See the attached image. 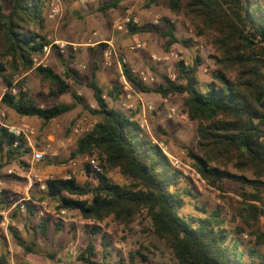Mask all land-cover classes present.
<instances>
[{
    "label": "trees",
    "instance_id": "16d2710c",
    "mask_svg": "<svg viewBox=\"0 0 264 264\" xmlns=\"http://www.w3.org/2000/svg\"><path fill=\"white\" fill-rule=\"evenodd\" d=\"M123 1L127 0H112L100 11L116 9ZM162 1L172 14L190 23L198 38L212 45L217 54L216 69L210 83L201 84L202 59L197 55L190 65L176 66L175 81L165 77L164 84L150 91L164 99L180 98L183 112L197 124V143L184 150L202 179L217 190H223L226 182L240 187L242 202L233 220L239 219L240 225L230 227L220 208L209 213L204 206V218L179 215L186 197H198L191 187L182 186L187 178L140 128L136 113H124L105 99L119 102L120 86L106 90L94 77L86 84L97 103V108L92 109L70 84V71L62 75L51 66H35V57L42 56L44 48L51 44L44 32L49 0H0V79L11 90L16 78H21L18 87H24L26 75L34 73L41 84L49 86L50 98L70 94L72 103L41 107L26 90L16 96L6 93L0 105L20 117L40 119L44 125L70 114L77 106L97 119L94 127L77 141L72 159L89 156L101 171L86 164L83 184L72 175L70 180L48 182L44 191L46 199L59 202L58 210L77 212L84 221L93 222L96 227L90 230L92 235L101 233L99 225L109 219L129 228L143 216L150 227L145 232L164 243L178 264H264V254L259 251L264 247V232L256 228L263 212L255 204L264 205V0ZM152 3L154 0L146 6ZM174 31L173 26L168 32H159L169 39V48L178 41ZM68 55L74 58V54ZM124 73L141 91L149 92L126 66ZM76 83L77 87L81 85ZM199 85L206 91L202 92ZM30 152L25 138H16L0 128V180L8 167L21 166L28 172ZM112 173H118L123 182H114ZM12 203L8 192L1 191L0 212L7 211ZM27 209L33 215L29 204ZM17 213L20 211H14L13 219ZM50 220L42 219L33 228L36 234L48 237ZM1 221L0 216V224ZM10 231L21 248L34 252L36 244L26 246L13 228ZM245 234L252 246L247 245ZM108 244L103 238L102 245L106 248ZM129 255L131 264L136 263V256L146 260L139 251ZM97 257L95 238H91L80 261L112 264L97 261ZM9 261L8 254H0V264Z\"/></svg>",
    "mask_w": 264,
    "mask_h": 264
},
{
    "label": "rangeland",
    "instance_id": "374dc122",
    "mask_svg": "<svg viewBox=\"0 0 264 264\" xmlns=\"http://www.w3.org/2000/svg\"><path fill=\"white\" fill-rule=\"evenodd\" d=\"M149 1L150 0H136V4H138V6L142 9H147L146 5L149 3ZM156 4L160 7L159 10L175 17L178 20H181L184 28L183 35H187V39L185 40H190V42L188 41L187 47L185 48L188 51H178L173 49L172 46L169 48L167 44L164 47L165 49L163 53H148L147 66L140 72L153 74L155 76V82L144 85L138 79V81L149 92H143L140 88L129 82L131 83V87L129 88L128 93L133 96V104L137 109L132 112H128V114H139V106L141 105L138 101L137 95H141L143 100L151 104L154 108L153 112L149 115V129L144 132L149 136L151 141L164 143L168 148V155L180 158L190 167V169L186 170L185 172L180 171L187 178V181L183 182L182 186L191 187L194 191V194H196L198 197V200L190 196L186 197V204L184 208L179 211V215L181 217L191 216L197 219L204 218L206 216L202 212V208L204 206L209 213L216 208H220L223 212L224 218L229 222L230 227L238 226L240 225L239 219H237L236 222H233V220L235 219V209L239 207V202H242V197L238 194L240 187L235 183L226 182L223 186V190H217L213 187H210L201 176L200 179L195 176L196 172L193 169L192 162L184 148L189 146L193 147L196 145L197 124L191 122L189 117L183 112V106L180 98L173 97L164 99L159 94L150 91L157 88L161 84H164L165 77L170 78V76H172L175 77L176 80V66L179 64L178 62L168 65L156 63L152 59L153 55L162 56L166 52L175 51L183 56L188 64H191L197 55H199L202 59V66L199 69V80L201 81V84L207 85L212 80V72L216 69V51L207 40L198 38L195 35L193 27L186 19L172 14L168 5L164 1L154 0V4L152 5ZM127 7H134V5L130 2V5ZM150 12L155 14L156 10L152 8ZM100 18L102 21L106 22L104 13H101ZM158 18L160 20V24L156 26L155 29L159 33L161 32L159 28H163L168 25L166 21L168 19L166 16L162 15ZM62 21L63 19L61 20V24ZM67 23L68 22H66V25ZM106 28L110 33L108 27ZM132 38L136 39L137 37L133 36ZM107 47L108 45L104 44L100 48V50L103 51V54ZM114 48L119 54L116 47ZM148 51L149 44L145 51L138 52L147 53ZM119 56L120 55H118V57ZM120 58L124 57L120 56L119 58H116L114 61V66L110 68L103 67V55L101 61V66L103 69L116 70L114 80L109 83L101 82V86L106 90H110L114 85L121 87L122 98L119 100V102L115 104L108 97H106V99L109 100L110 105L114 107L116 106L118 109H121V102L125 97L124 85L120 80V69L118 66ZM97 61H100V58H97ZM67 62L68 63L66 67L68 70L73 69L74 67L79 68V66H84L86 70H82L84 74L83 76L86 75V72L90 70L92 65L88 60L81 62L78 59H75V62L73 63L71 60H67ZM123 66L127 67L128 61L126 65H122V68ZM27 78L28 80L25 88L30 92V95L41 107H53L58 104L66 103V98L70 100V94H64L56 98H50L48 95L49 86L41 84L34 73L30 74V76ZM83 80L88 79L83 78ZM70 84L73 86V89H76L77 91L79 90L81 92V95L86 101H89V91L83 90L80 85V87L78 86L79 88H76L77 83L74 80H70ZM3 87L4 86L2 83L0 87V100L4 91ZM199 89L202 92L206 91V87L201 85H199ZM5 109L9 110L0 105V113ZM123 112L127 113L125 111ZM0 119H3L6 123H8L7 117H0ZM34 120L37 122L34 125L36 128V135L31 138V142L35 148L39 150L43 149L52 130H55L56 141L63 142L67 145L65 149L61 150L60 157L57 160L46 159L43 163L36 164L35 169L37 168L41 170L43 165L47 167L52 164H56L62 168H69L71 162L76 160L79 162V166L73 170L79 171L80 173L74 172L73 176H75L78 180L80 179L79 182L81 184L86 182V178L84 176V167L86 163L84 158L89 156H82L72 159V154L76 151V144L71 146L70 144H67V141L70 138L73 125L83 122V125L88 127L95 121L97 122V119L88 111L80 107L78 111H74V113H70L61 117L59 121H56V124L50 123L48 125H44L42 120L37 118H34ZM8 169H13L16 174L12 176L8 175L6 173ZM22 169L27 168H22L21 166L8 167L3 171L2 179L11 183L14 182L17 184V186L24 189V186L28 184L26 180L18 176V174H21ZM110 176L116 183L123 182V179L118 173H112ZM33 187H36V185L34 184ZM0 188L2 191H6L8 193H12L14 196H17L14 202L19 201L18 203L24 204L26 207V212L17 213L14 219L13 216L16 209L10 207L11 209H8L10 210V213L8 214L9 225L7 230L0 228V254H8L9 259L13 260L15 264H66L67 258L65 256V250L71 245L75 247L76 256V258L69 260L71 264H84L80 261V256L87 248L91 238H95L98 256L96 258L97 261H108L112 264H131L129 261V253L137 254L139 251L146 257V260H142L139 256H136L137 260L135 261V264H178L173 257L172 251L164 243L152 236L150 232H145L150 227L148 220L143 216L139 217V219L129 228L124 227L122 224L114 221L113 219H109L106 221V223L99 225L101 233H99L97 236H94L90 233V230L94 229L96 225L93 222L84 221L77 212H71L68 215L69 222L62 224L61 220L57 217V213L59 211V202L48 198L46 199L44 197V191H42L38 185L37 190H35L33 194L31 192L25 194L23 190L19 191L13 188L10 190L9 187L5 186H0ZM18 192H21V194ZM261 197L264 200V192L261 194ZM28 198H30L31 201H29ZM21 199L24 200L20 201ZM27 204H29V207L36 213V215H38V217L35 218L28 212ZM255 204L259 206L263 212L259 219V223L256 225V228L264 232V205L260 203ZM45 218L51 219L49 222L48 237L46 238L41 234H36L33 229L37 228L41 220ZM10 228H13V231L19 234L26 246L32 247L33 243L36 244L33 253H28L23 248H21V246H19L18 242L13 237ZM103 238H106V241L109 242L106 248L102 245ZM244 239L246 240L248 246H252L249 241V235L245 234ZM259 251L261 254H264V247L259 248ZM104 257H107V259H104Z\"/></svg>",
    "mask_w": 264,
    "mask_h": 264
},
{
    "label": "crops",
    "instance_id": "0c3cea01",
    "mask_svg": "<svg viewBox=\"0 0 264 264\" xmlns=\"http://www.w3.org/2000/svg\"><path fill=\"white\" fill-rule=\"evenodd\" d=\"M133 3L134 7H127ZM127 0L119 3L118 8H112L107 11H100L101 8L110 4L112 0H92L86 7L81 6L78 2L74 0H66L63 8V21L61 24L60 21H47L45 24V33L48 35L49 40H63L69 44H74L79 46V51L74 54V58L71 59L69 55L61 57L56 49H53L51 53L48 55V66L54 68V70L59 74H65L67 71H70V80H74L75 82H79L83 90L89 91V101L87 103L91 108L94 106L97 107V103L94 99L93 92L87 88L86 84L90 82L94 77L96 78L97 83L101 86V82H112L114 80V76L116 75V70H105L101 66L103 51L100 50L102 45L108 44L116 47L121 57H124L128 61V69L133 75H137L143 68L147 66L148 63V53H163L164 47L169 43V39L162 37L153 26V20L159 16H166L168 20L167 26L163 28H159L161 32H168L173 26L175 27L174 35L177 38V42L172 44V48L178 51H188L185 48L187 47V35H183V25L181 20L176 19L173 16L168 15L167 13L159 10V6L152 5L146 6L147 9H142L136 4V0ZM123 8V11H122ZM128 8H132L135 15L140 20V25L134 27V31L129 32H119L113 29V23L115 20L122 18L125 15V10ZM154 8L156 10V15L152 14L150 11ZM117 11V12H114ZM122 11V12H120ZM101 13H104L106 22L102 21L100 18ZM155 15V16H154ZM154 16V17H153ZM178 21V22H177ZM66 22L67 25H66ZM110 30V33L107 31V28ZM137 37L133 39L132 37ZM186 37V38H185ZM146 41L149 44V51L147 53H140L138 51H134L131 49L133 45L138 42ZM42 57V56H38ZM97 58H100V61H97ZM75 59L79 61L88 60L91 62V68L86 72V75L83 76V71L86 70L84 66H79V68L67 69V60H71V62H75ZM81 67V68H80ZM154 71V70H153ZM32 74V73H30ZM30 74L26 75L29 77ZM83 78L88 80H83ZM3 83V89L6 88L2 79H0V87ZM201 83V81H200ZM78 84V83H77ZM79 86V85H78ZM79 86V87H80ZM76 86V88H79ZM88 89V90H86ZM78 94L81 95V92L78 90ZM61 96V95H60ZM58 97V96H57ZM68 97V96H67ZM56 98V97H54ZM72 98L70 96V100L66 98V104H71ZM81 106H77L74 110L75 112ZM71 112V113H74ZM0 117H7L8 123L20 126L22 124L28 123L30 125H35L37 123L34 118H26L18 116L15 112L11 110L2 111ZM73 115V114H72ZM60 118L51 122V124H56V121H59ZM76 142L71 141L70 145L74 146ZM29 171L36 172L38 174H54L58 178H64L67 175H74L73 173H80L79 171H74L70 167L62 168L56 164H52L50 166L45 167L43 165L42 169H35V166L30 167ZM7 173V172H6ZM26 173V172H25ZM28 173V172H27ZM22 178V177H21ZM83 178V177H82ZM81 178V179H82ZM26 180L25 178H22ZM80 180V179H79ZM84 180V179H82ZM27 184L28 181L26 180ZM0 186L9 187L10 190L16 189L19 191H24L25 194L28 192H35L37 190L36 187H30L29 185L24 186V189L20 188L14 182H8L4 179L0 180ZM2 189L0 188V192ZM21 194V192H18ZM9 199L13 202L14 208L15 204L19 201L14 202L17 196H14L12 193H8ZM24 199H21L22 201ZM10 208V209H11ZM18 210V209H16ZM10 212V210H8ZM35 218L38 217L36 213L33 211V215ZM69 222V221H68ZM68 222H62L68 223Z\"/></svg>",
    "mask_w": 264,
    "mask_h": 264
},
{
    "label": "built area",
    "instance_id": "2783aa9c",
    "mask_svg": "<svg viewBox=\"0 0 264 264\" xmlns=\"http://www.w3.org/2000/svg\"><path fill=\"white\" fill-rule=\"evenodd\" d=\"M66 0H49L48 2V12H47V19L49 21H60L63 18V8ZM78 2L81 6L86 7L89 3H91L92 0H74ZM160 24L159 18H155L153 20V26H158ZM140 25V20L139 18L135 15L134 11L132 8H128L125 10V15L122 18H119L114 21L113 23V29L119 32H129L130 28H134ZM108 45V44H107ZM148 47V44L146 41H141L136 43L131 47L132 50L134 51H145ZM53 49H56L61 55L66 56L70 53H77L79 51V46L74 45V44H69L63 40H53L51 41V44L46 46L44 48V54L42 57H35L34 59V64L35 66H44L47 67L48 64V55L51 53ZM118 53L115 50L114 46L108 45L107 49L104 51L103 54V67L105 68H110L114 66V61L118 57ZM152 59L156 63L160 64H172L175 62L178 63H184L186 66L190 65L186 62V60L181 56L179 53L175 51H169L166 52L162 56H156L153 55ZM127 60L125 58H120V61L118 62V66L120 69V80L122 84L124 85V92H125V97L124 100L121 102V109L122 111L125 112H132L136 108V106L133 104L134 101L133 96L128 93L129 88L131 87L130 81L127 79L125 73H124V68L126 65ZM137 78L139 81L146 85V84H152L155 82V76L153 74H149L146 72H140L137 75ZM170 79L172 81H175V77L170 76ZM21 78L18 77L15 79L14 87L11 90H8L7 88L4 89L3 95L4 96L6 93H9L13 96H16L19 91L25 92L27 89L24 87H18L19 82ZM138 101L140 102L139 108L140 112L136 116V120L140 125V128L143 131H147L149 129V115L153 112L154 108L151 104L147 103L146 101L143 100L141 95H137ZM106 99V97H105ZM133 101V102H132ZM97 107L94 106L92 109H96ZM97 122L95 121L94 123L90 124V126L85 127L83 125V122L76 123L73 125L71 129V135L70 138L67 141V144H70V142L74 140V142L77 143V141L85 136L96 124ZM0 128H5L9 134L15 136L16 138H25L28 141V145L31 148V152L28 155V163L30 164V167L35 166L36 164L43 163L46 159H52V160H57L60 157V153L62 149H65L67 146L63 142H57L55 139V130H52L47 138V141L45 143V146L43 147L42 150H39L35 148L31 142V138L36 135V128L33 125H30L28 123L22 124L20 126L13 125L6 123L3 119H0ZM152 143L159 147L161 151L168 156V159L172 166L182 172H185L186 170L190 169L188 164L184 163L180 158L177 157H172L168 155V148L164 143H160L157 141H152ZM84 161L86 164H89L91 167H93L94 170L100 172L101 169L99 168L97 162L95 159H92L90 157H85ZM79 166V162L76 160H73L70 164L71 169H76V167ZM196 172V170H195ZM8 175H15V171L13 169H8L7 170ZM19 177L25 178L28 181V185L30 187H33V185H38L42 191H45L47 188V183L48 182H53L58 179L54 174H38L36 172H31L28 171V173L25 171H21V174H18ZM195 176L200 179V175L196 172ZM64 180H70L71 175H67L64 178ZM29 201H31L30 198H28ZM14 208L18 209L20 213H25L26 212V207L24 204L17 203L15 204ZM10 212L7 211H2L0 212V216L2 217V221L0 224V228L3 230H7V227L9 225L8 221V214ZM71 212L65 210V209H60L57 213L58 219H60L62 222H68V215ZM65 256L67 258L66 264H71L69 260H72L76 258L75 256V247L74 246H69L65 250ZM9 264H15L13 260L9 261Z\"/></svg>",
    "mask_w": 264,
    "mask_h": 264
}]
</instances>
